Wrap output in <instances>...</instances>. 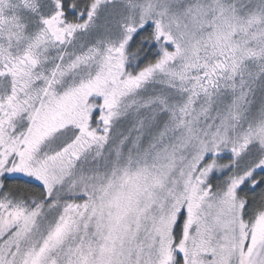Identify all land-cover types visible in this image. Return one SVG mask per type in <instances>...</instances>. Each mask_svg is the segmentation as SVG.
Masks as SVG:
<instances>
[{
	"label": "snow or ice",
	"instance_id": "obj_1",
	"mask_svg": "<svg viewBox=\"0 0 264 264\" xmlns=\"http://www.w3.org/2000/svg\"><path fill=\"white\" fill-rule=\"evenodd\" d=\"M0 264H264V0H0Z\"/></svg>",
	"mask_w": 264,
	"mask_h": 264
}]
</instances>
